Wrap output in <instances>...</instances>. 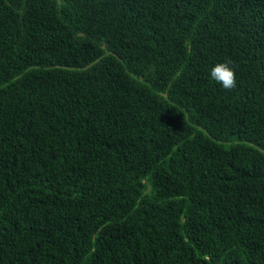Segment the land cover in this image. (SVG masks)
<instances>
[{
	"label": "trees",
	"instance_id": "16d2710c",
	"mask_svg": "<svg viewBox=\"0 0 264 264\" xmlns=\"http://www.w3.org/2000/svg\"><path fill=\"white\" fill-rule=\"evenodd\" d=\"M0 264H264V0H0Z\"/></svg>",
	"mask_w": 264,
	"mask_h": 264
},
{
	"label": "clouds",
	"instance_id": "9594fccd",
	"mask_svg": "<svg viewBox=\"0 0 264 264\" xmlns=\"http://www.w3.org/2000/svg\"><path fill=\"white\" fill-rule=\"evenodd\" d=\"M231 64L230 60L225 63H217L210 71L211 78L226 90H232L236 87L235 71L230 67Z\"/></svg>",
	"mask_w": 264,
	"mask_h": 264
}]
</instances>
